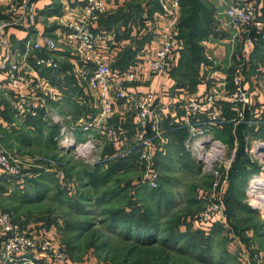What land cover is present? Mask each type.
Here are the masks:
<instances>
[{
    "label": "built area",
    "instance_id": "obj_1",
    "mask_svg": "<svg viewBox=\"0 0 264 264\" xmlns=\"http://www.w3.org/2000/svg\"><path fill=\"white\" fill-rule=\"evenodd\" d=\"M165 16H175L181 0H160ZM37 0H12L9 16L0 19V106L10 101L16 115L26 119L42 118L48 124L61 125L62 148L72 152L79 160H88L93 153L107 160L121 158L144 171L142 183L152 190L160 187V171L155 156L167 144L164 127L170 107H165L154 91L137 93L129 90L137 82L136 68L116 73L106 61L114 47V37L97 28L107 11L106 0H84L80 13L71 14L63 30L56 36L40 33L38 23L44 21L38 14ZM259 8L251 0H230L226 16L236 32L255 29L264 39V20ZM12 30L27 32V41L19 46L10 38ZM184 50L177 36L167 37L156 58L149 64L151 75L158 79L169 75L175 67V55ZM255 50L252 39L245 41L243 56L233 70L231 84L213 82L207 94L199 96L187 92L182 102L184 120L177 121L173 130L188 128L189 139L185 146L202 167L203 175L212 177L213 183L206 192L207 205L198 215L197 225L204 230L215 223L230 231L226 215L225 195L230 188V176L240 145L235 135L234 145L214 137L215 130H234L244 125V155L246 168L253 169L246 194L251 208L264 216V139L256 137L264 132V105H258L246 87V66ZM66 52V63L58 58ZM44 73H49L45 75ZM68 79L88 87L91 95L76 97L86 111L77 119L64 117L52 102L61 99L58 89ZM93 93L100 100L101 110L93 118ZM117 104L119 111L132 123L114 122ZM68 123L70 126H68ZM74 133H81L86 141H77ZM112 149L113 155L104 153ZM44 160V163L40 162ZM34 171L22 174L17 158L2 143L0 135V171L12 177L20 186L28 179L44 172L54 171L59 165L51 158L32 159ZM93 160V165H95ZM55 170V171H56ZM248 170V169H247ZM250 171V170H249ZM252 172V171H250ZM60 178L64 176L61 171ZM240 243L233 235V244ZM241 256L248 259L242 249ZM249 261V260H248ZM0 264H68L66 250L58 237L36 226H22L9 212L0 210ZM252 264H258L254 257Z\"/></svg>",
    "mask_w": 264,
    "mask_h": 264
},
{
    "label": "rangeland",
    "instance_id": "obj_2",
    "mask_svg": "<svg viewBox=\"0 0 264 264\" xmlns=\"http://www.w3.org/2000/svg\"><path fill=\"white\" fill-rule=\"evenodd\" d=\"M185 51L178 74L194 79L195 83L201 50L187 47ZM25 137L18 141L29 144L31 139ZM40 139L34 134L32 147L26 151L21 148L23 152L17 148L19 152L13 155L23 167L22 174L43 173L32 167V159L51 158L69 170L66 176L69 192L62 190L60 178L49 172L53 169L50 168L39 177L27 178L24 191L14 188L15 193L10 194L4 186L0 188V204L3 209L16 213L18 219L23 213L33 225L52 226L51 231L58 234L65 247L68 261L75 264H252L254 258L250 254L255 253L258 264H264V216L251 208L245 193L253 169L247 167L252 172L238 175L235 181L230 178L233 188L227 196V215L231 230L217 223L202 230L196 219L207 205L206 192L213 179L202 176L200 165L182 162L184 156L173 153L169 156L160 171V187L151 191L143 186V175H138L134 165L122 168L123 172H110L114 161L108 160L100 161L102 166L93 170V160L100 157L98 152L88 160H79L72 152L58 158L56 150ZM133 208L143 211L146 219L158 226V236L152 245L134 241L119 228V211L126 209L130 213ZM233 235L240 243L233 244ZM183 238L182 244L178 242ZM242 249L248 253L247 260L241 256Z\"/></svg>",
    "mask_w": 264,
    "mask_h": 264
},
{
    "label": "crops",
    "instance_id": "obj_3",
    "mask_svg": "<svg viewBox=\"0 0 264 264\" xmlns=\"http://www.w3.org/2000/svg\"><path fill=\"white\" fill-rule=\"evenodd\" d=\"M201 1L206 2L208 6L211 7L212 16H210V23L213 33L207 34V36L202 38L198 43L201 47L202 60L201 62H197V66L199 65L200 69L197 77H194L197 80L195 83L193 82L194 79L192 81L188 79V76L178 74V67L182 61L181 57L187 48L185 41L179 38L178 39L184 44V50L179 51V53L175 55V67L172 72L167 76L156 79L149 71V64L156 58L164 40L171 36L179 37L178 25L182 16V6L175 16L171 18L164 15L160 0H106L107 11L101 16L97 24L98 29L101 30L102 28L104 29L103 31L110 33L114 37L115 45L106 58L111 68L116 73H122L130 68H136L138 79L136 83L130 86L129 90L137 93L154 91L158 94L161 103L165 107H170L167 114L168 119L164 123V127L168 130V142L164 145V150L158 151L155 156L156 166L159 168V171L164 167V163L172 153L178 156H184L186 160L183 159L181 160L182 162L187 163L190 161L191 164L199 167V164L194 160L185 146L186 141L190 137L188 128L184 127L182 130H173L176 126H172L171 124L182 119L184 120L182 102L184 101L185 95L188 94L187 92L202 96L208 93L213 82L220 81L229 85L231 84L233 70L243 56V44H245V41L248 39H252L255 42V50L250 55L249 62L246 66V76L248 79L246 87L254 95L256 103L258 105H264V39L261 33L255 29L236 33L231 28L230 19L226 16V10L230 4V0ZM251 1L255 2L259 8L260 20H264V0ZM11 2L12 0H0V19L9 16ZM36 6L38 14L44 19V21L39 22L37 25L39 32L56 36L63 30L62 25L65 21H68V17L71 14L80 13L82 11L84 0H37ZM10 38L19 46H24V43L28 39L27 32L19 30H12L10 32ZM66 57V52L58 53V58H60L62 62L66 63ZM188 62L190 65H193L192 59H189ZM182 65H184V60ZM197 66L196 68H198ZM69 68L70 65L66 63L65 69ZM186 72L185 70V73ZM44 74L47 75L49 73ZM58 91L61 94V99L57 102H52V106L58 108L62 116H69L77 120L86 111V107L80 105L76 97L91 95L88 87L77 85L73 80L68 79ZM123 108V105L117 104V114L114 117V122L117 124L123 122L125 123L123 127L130 130L132 126L131 120L119 112L122 111ZM100 110L101 105L99 97L93 93V110L91 112L93 118L99 114ZM68 126H70L69 123ZM61 130V125L48 124L42 118L23 120L16 115L10 101L5 100L0 106V135L2 137V143L13 155L17 154L19 150L23 152L24 150L21 148H25V151L29 150V147H32L34 143L32 140L34 134L40 136L47 146L51 145L58 153V158L69 154L70 152L62 148L60 144L62 139ZM244 133L245 131H243V137ZM28 134H30L31 137H29ZM235 135L241 146L243 140L240 138L239 129L234 130L229 127L224 131L215 130L214 132L215 138L225 141L230 145H234ZM18 136L30 138V143L19 142L18 138L20 137ZM74 136L77 141L80 142L86 141L87 139L83 137L81 133H74ZM254 136L264 139V132H260L258 135ZM17 148H19V150ZM27 152H32V150ZM113 154L112 149H108L106 152L107 156ZM97 160L98 159L95 160L96 162L95 165H93V170H97L98 166H102L99 165ZM102 161L106 162L108 160L102 156ZM112 161H116V159ZM133 165L136 166L135 164L128 163L124 166L122 165V168ZM136 167L138 175H143L144 178L143 169L138 166ZM125 169H122V172ZM60 170L62 169L59 168L53 171L59 178ZM61 172L63 173L64 180L60 178V187L62 190L69 192V181L65 179L64 170ZM200 174L202 175V172H200ZM202 176L206 177L205 175ZM27 183L28 181H26L24 186H20L16 183L15 179L12 181V179L8 178L0 171V188L4 186L6 193H15L14 188H17L16 190L19 192L24 191L27 187ZM142 184L145 188L152 191L151 187L144 185V183ZM137 186L140 185L137 184ZM8 187H11V189ZM1 206L2 204H0V210L3 209ZM17 208L20 207L18 206ZM12 216L15 222L22 226H36V228L48 231L50 237H58V234L51 231V229H53L52 226L49 228L46 224L43 225L42 223L33 225L31 224L32 221H27L28 219H25L26 216L23 213H20L21 219H18L16 213L13 212ZM58 242L60 243L59 237ZM60 244L64 247L62 243ZM68 264L75 263L69 260Z\"/></svg>",
    "mask_w": 264,
    "mask_h": 264
},
{
    "label": "trees",
    "instance_id": "obj_4",
    "mask_svg": "<svg viewBox=\"0 0 264 264\" xmlns=\"http://www.w3.org/2000/svg\"><path fill=\"white\" fill-rule=\"evenodd\" d=\"M181 8H182V16L179 20V39L182 41H185L187 47L189 49L196 48L198 50H201L200 45L198 44L202 38L207 36V34H212L213 30L211 27V7L208 6V4L201 0H181ZM101 30H104L101 28ZM244 125H242L239 128V134L242 141V145L240 146V149L238 151V155L236 158V161L233 165V169L231 171V180L234 179L235 181L236 177L238 175H242L246 173L248 170L246 168V157L244 155V137H243V131H244ZM106 154V153H104ZM127 162V163H124ZM129 162L125 159L118 158L116 161H114L113 165L109 167L110 172H118L122 170V165H126ZM133 164V163H129ZM101 165V164H99ZM64 165H61L58 167V169L64 170L65 178L68 175V169L66 170V167H63ZM99 167V166H98ZM57 169V170H58ZM60 170V171H62ZM93 174V171H91ZM109 172V173H110ZM249 172V171H248ZM239 173V174H238ZM89 174V173H87ZM111 174V173H110ZM90 175V174H89ZM92 177V175H90ZM67 180V178H66ZM232 184V181H231ZM230 184V188L225 195V205H226V215H227V207H228V195L232 191L231 188L232 185ZM5 212L11 213V211H7L5 209H2ZM135 210L141 211L139 209L133 208L130 213H127L125 209H121L119 211L120 219L117 220L118 224L120 225V229L124 231L128 236H130L131 239L134 241L140 242L141 244H148L152 245L154 243V239L158 236V226L149 222L146 219L145 213L141 211L140 213H136ZM127 213V214H126ZM12 214V213H11ZM142 214V215H141ZM198 218V216H197ZM228 219V215H227ZM197 220V219H196ZM228 221H230L228 219ZM196 223V222H195ZM230 223V222H229ZM216 224V223H215ZM221 226V225H220ZM222 227V226H221ZM161 236V235H160ZM168 238V236H166ZM183 240L178 241L182 242ZM181 243V244H182ZM186 244H184L185 246ZM196 249H199L200 247L195 246ZM251 258L253 259L255 256V253H251ZM254 261V260H253Z\"/></svg>",
    "mask_w": 264,
    "mask_h": 264
}]
</instances>
